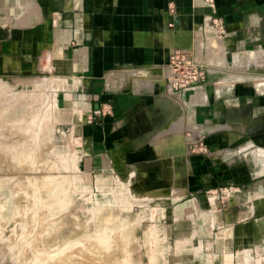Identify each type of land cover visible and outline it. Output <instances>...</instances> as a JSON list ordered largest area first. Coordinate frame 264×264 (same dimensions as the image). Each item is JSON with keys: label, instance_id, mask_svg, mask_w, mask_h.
<instances>
[{"label": "rangeland", "instance_id": "1", "mask_svg": "<svg viewBox=\"0 0 264 264\" xmlns=\"http://www.w3.org/2000/svg\"><path fill=\"white\" fill-rule=\"evenodd\" d=\"M218 50L205 53L210 118L137 137L112 132L114 118L86 132L105 121L62 82L0 59V264H264V48L246 64ZM159 136L148 163L139 151Z\"/></svg>", "mask_w": 264, "mask_h": 264}, {"label": "crops", "instance_id": "2", "mask_svg": "<svg viewBox=\"0 0 264 264\" xmlns=\"http://www.w3.org/2000/svg\"><path fill=\"white\" fill-rule=\"evenodd\" d=\"M212 16L225 22L221 44ZM209 47L224 52L225 63L246 64L253 50L264 48V0H0L4 71L51 74L63 83L64 97L87 107L110 102L117 126L112 132L120 134L168 132L158 128L166 119L190 125L210 118L217 86L215 64L205 55ZM176 50L186 52L189 65L210 67L207 81L173 91L166 63ZM104 121L86 132L99 138L110 132V118ZM164 140L159 136L154 148L139 152L148 150L141 154L146 159L163 153ZM98 144L103 154L108 143Z\"/></svg>", "mask_w": 264, "mask_h": 264}, {"label": "built area", "instance_id": "3", "mask_svg": "<svg viewBox=\"0 0 264 264\" xmlns=\"http://www.w3.org/2000/svg\"><path fill=\"white\" fill-rule=\"evenodd\" d=\"M208 4H213L214 0H204ZM172 2H169V7L172 9ZM223 21L221 17H212L211 24L221 26ZM167 69L170 73V82L173 90L181 91L186 88L196 87L205 78L204 71L199 66L189 65L187 62L186 52L183 50L174 51L167 61ZM110 102H103L96 104L94 107L90 106L87 109L88 118H98V121L107 117L113 119L114 111L111 110ZM113 109V108H112Z\"/></svg>", "mask_w": 264, "mask_h": 264}, {"label": "bare ground", "instance_id": "4", "mask_svg": "<svg viewBox=\"0 0 264 264\" xmlns=\"http://www.w3.org/2000/svg\"><path fill=\"white\" fill-rule=\"evenodd\" d=\"M259 59H260V58H259ZM259 59H258V60H259ZM251 63H252V62H251ZM257 63H258V62H257ZM257 63H256V64H257ZM253 64H254V63H253ZM259 65H260V64H259ZM259 65H258V66H259ZM253 66L255 67V65H253ZM243 69H244V68H243ZM262 82H263V81H262ZM176 101H177V100H176ZM178 104H179V103H178ZM179 117H180V116H179ZM175 121H176V120H175ZM176 124H177V123H176ZM171 125H173V124H171ZM182 125H183V124H182ZM182 125H181V126H182ZM173 127H174V126H173ZM171 128H172V126H171ZM172 129H173V128H172ZM174 129H175V127H174ZM174 131H175V130H174ZM168 132H169V131H168ZM170 132H173V131H170ZM177 132H179V131H177ZM100 236H101V234H100ZM106 237H107V236H106ZM101 238H102V236H101ZM119 238H120V237H119ZM119 238H118V239H119ZM124 240H125V239H124ZM122 241H123V240H122ZM99 242H100V241H99ZM101 242H102V241H101ZM103 243H104V239H103ZM123 243H124V242H123ZM100 244H101V243H100ZM88 254H89V253H88ZM90 254H91V252H90ZM113 254H114V253H113ZM85 255H86V254H85ZM91 255H92V254H91ZM88 257H90V256L88 255ZM88 257H87V259H88ZM90 258H91V257H90ZM107 259H108V258H107ZM88 261H89V260H88ZM107 261H108V260H107ZM108 262H109V261H108ZM119 262H120V261H119ZM119 262H118V263H119ZM99 263H100V262H99ZM99 263H98V264H99ZM101 263H102V262H101ZM84 264H86V263H84ZM103 264H104V263H103ZM108 264H110V263H108ZM120 264H121V263H120Z\"/></svg>", "mask_w": 264, "mask_h": 264}]
</instances>
